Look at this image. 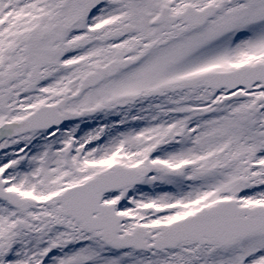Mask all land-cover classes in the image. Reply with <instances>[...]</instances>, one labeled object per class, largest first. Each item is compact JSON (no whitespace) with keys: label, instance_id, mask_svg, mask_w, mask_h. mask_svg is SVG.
Listing matches in <instances>:
<instances>
[{"label":"snow or ice","instance_id":"snow-or-ice-1","mask_svg":"<svg viewBox=\"0 0 264 264\" xmlns=\"http://www.w3.org/2000/svg\"><path fill=\"white\" fill-rule=\"evenodd\" d=\"M0 264H264V0H0Z\"/></svg>","mask_w":264,"mask_h":264}]
</instances>
